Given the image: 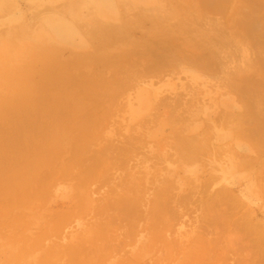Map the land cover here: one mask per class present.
Segmentation results:
<instances>
[{"label": "rangeland", "instance_id": "1", "mask_svg": "<svg viewBox=\"0 0 264 264\" xmlns=\"http://www.w3.org/2000/svg\"><path fill=\"white\" fill-rule=\"evenodd\" d=\"M82 1L83 0H13L12 6L6 11L5 15L3 16L0 14V33H2L1 30L4 31L7 27L5 23L10 22V24H16L24 21L26 32L30 35L34 34L35 41H40L35 43L34 40L29 38L30 40L23 45L21 56L17 55L16 61L12 60V65H14L13 73L0 74V168L11 163L12 159L15 158H17L15 159L17 161L21 159L20 161L26 162L27 164H25H29L28 166L35 165L38 158H36V156L31 158L30 153V155L27 154L29 155L27 157V155H25L27 153L26 150L37 144L35 142L38 140L37 138H43L47 127H50L51 131L54 130L57 133L65 132V135L61 134L64 136L62 141L63 146L72 148L79 146L83 148L82 152H84V157L88 159L85 166L78 164L74 167L71 166V169L67 167V170L63 174H60V169L65 165L67 166L75 156L73 150L70 152L66 151L64 154L63 150L60 157L45 159L44 164L39 167L41 173H44L35 174L33 179L29 180L31 183H26V179H22L19 176H7L0 171V192L4 190L5 186L16 181H19L21 184H19L15 193H21V191L28 193L34 192L30 201L25 200L14 208V210L23 207H32L34 209L32 212V219L35 224L30 231L36 233L39 231V229H35V226L39 225L38 223L41 222L38 220L37 216L43 217L44 215L47 216V214H50L48 217L50 219L52 216L51 213L53 212L57 213L68 208L75 210L76 207L72 199L80 196L82 187H88L90 189L92 186V191L89 190L91 193H94H92V195L94 197H101L105 194L103 192L104 190L109 193L114 190L113 188L120 180H128L117 178L121 171H119L116 177L115 174L118 171H113L112 169L109 171L110 177L108 176L107 179H100V177L93 172L94 169H91L92 171L90 170L92 161H94L95 152L106 142H111L113 140L118 143L120 141L117 139L127 137L129 134L133 133V130L137 129L140 131V133L137 132L140 134V138H143V141L146 143H151L153 148H160V150L165 151L171 150V141L165 140V136L170 132L171 127L170 123L164 120V113L161 112V114L158 115L155 113V109L152 108L149 111L145 109V107L148 100V102H151V99L155 100V96H151L154 89L161 94V97L168 96L172 98L170 95L178 91V88L182 90L178 92H181V94L186 97L187 95L184 94V89L186 88L187 90L188 87H192L194 90H188L194 91L195 93L197 90L196 96H198L197 100H199V104H196L197 106L193 104L192 106L195 105V108L198 107L199 109L197 108L198 110H196L192 107L191 112L194 116H187L186 122L187 128H189L187 130L189 131L185 130L182 131V133H187L189 135L192 133H199V137L201 133H203L202 135L204 136H202V138L205 142L202 146L203 151L206 150L205 153L207 155L201 153L202 155H200L202 157L200 156V158L187 161L185 158H177L176 160H172L168 157L162 158L163 160L165 159V161L156 159L155 161L158 167L160 165V170L158 171L161 173V176L164 175L166 171L169 174L168 170L174 172V179L161 180H166L171 183V192L179 193L182 187L186 189L191 187L192 190L195 186L200 189V193L205 197L218 189L225 188L228 194L234 196V198L238 200V202H236V209H238V207L240 208L241 205L243 206L242 210L246 208L251 209L253 216L257 219V227H264V177L261 174L257 176L254 172L252 173V171L258 167L257 164L256 167H253L254 169L252 168L253 170H250V166L242 169L241 167H233L230 159L234 157L233 159L238 161V159L250 156L252 153V150L248 148L249 141L246 139L245 135L242 133L241 135L235 134L237 127L233 123L235 120L238 121L237 117H241L243 121L246 118L254 120L241 122L238 126L243 127L247 125L253 127L254 125H258L255 122V118H264V110H262L264 109V100L260 99L263 93H260L262 92L260 90V92L256 91L257 94L253 93V96L258 99L257 102H260L259 104L255 102V104L252 102L255 101V98L253 96L250 98L251 93L249 91L243 90L241 93H237L233 90L229 91V87L227 88V86L222 83V77L226 78L229 72L233 73L237 68H240L241 82L244 81L245 86L247 84H252L254 86L258 81H262V84L258 86L262 87L264 83V0H232L231 4L227 6L225 10H213V8L207 5L199 4L196 8L192 9V12L188 11L196 0H191V2H189V0H100V3H98V0H91L87 3L88 9L86 5L82 6ZM73 5L78 6L77 14H80L77 17L79 20H77L78 24L83 23L86 24V26H88V24L92 25L94 24L92 18L100 22L109 21V24L112 23L115 25H122L124 22L130 23V21L132 23L128 26V29H122L125 31V33L122 34L123 36H121L123 38L120 37L115 41L110 38L112 40V42L109 43L111 46L108 44V47H106L107 49L101 47L97 40L89 41L88 35L86 36V34H84L87 30L84 29L86 27H84L83 24L79 26L76 22L75 25L79 34L76 33L66 38V40L61 38L47 40V34L42 30V28L47 25L44 19L51 14L61 15L66 13V15L64 14V18L67 21H71L72 16L69 9H71V6L74 7ZM184 7H188V11L183 10L181 12V8L184 9ZM86 12L87 15H85ZM179 12L183 13V15H180ZM188 13H199V15H201L200 17L198 14H196L198 17L195 14L194 17L196 16L195 18H197V20L204 19L201 20L202 23L199 24L198 31H204L205 33L208 30L211 33L219 31V34L217 33L215 37H221L220 39L222 41L211 40L217 42L216 45H220L217 47V50L218 48L221 50V52L218 50V52H220L219 59L213 63L214 66L217 65L218 67L216 68L217 70L213 69V71L220 70L217 72L219 75L216 76L217 73L214 74L215 71L211 72V70H209L211 73L206 70L205 72L204 70L198 69L197 72L196 69H193L194 67H187V65H185L187 67L185 69L189 70H186L188 74L177 71V68H174L171 73L168 69V72L164 73L162 77H156L154 73H146L144 71L145 67H143L145 58L141 55L143 53H151L154 55L160 50L156 45L153 47L148 45L146 42L147 34L150 35L151 30L153 31V29L157 27L154 31L159 33L158 36L160 38H165L167 40L171 37L170 30H174L178 35L180 32H185L181 27V21L185 19L183 17L189 15ZM94 14H96V16ZM202 14L204 15L202 16ZM75 18L76 17H72V19ZM190 19H185V21ZM223 21H234L238 26L236 25L237 27L235 26V30L232 29V32L228 30V28L226 29V26L228 27L229 25L227 23V25H224ZM203 23L204 25H202ZM220 24H222V26ZM90 25L87 28H89ZM212 25L214 27L219 25V27L215 29ZM223 25L224 29L222 28ZM186 26H189V24H186ZM81 27H84L82 28L83 30ZM152 27L154 28L152 29ZM243 27H246V31L248 28L250 29L247 33L240 32L239 29L245 31ZM221 28L222 30H220ZM191 30L190 32H196L193 28ZM237 30L240 32L238 34L241 36L237 34ZM222 32L224 35L227 34V36H220ZM242 35H246L243 38L244 40H241L243 45L240 43L243 48L232 39V41L228 43V36H230V38L234 36V38H240L243 37ZM222 38L225 40L228 38V40L225 42ZM45 40H47V43H45ZM224 42L225 44H223ZM37 44L38 47L36 46ZM42 44L43 46L40 47ZM46 44L50 52L47 55L49 60L43 58L44 56L41 54L40 58H43L42 62L47 61V63L39 67L38 65H40V63L38 61V64H35L36 61L34 60L35 56L33 53H41L42 48L45 47ZM223 50L226 52V56L231 55L226 58L225 55H223ZM226 50L229 51V55H227ZM118 51H122L123 54H118ZM55 54L60 56L57 58L58 62L51 56ZM109 54H111L112 57H110ZM79 55H82L80 60L83 63V66L79 68L80 70L78 66L81 65L73 62V59H75L73 57L77 59L78 57L80 58ZM55 63L59 65L56 66ZM23 64H32V66L37 65L40 70L41 68L43 69L41 71H45V73L48 72V75L45 73H43L44 75H40L41 73L38 72V74L35 73V75H33L32 73H34L35 70L32 73H25L24 67H20ZM222 64L225 66L228 64V66L224 67ZM126 66L127 69L134 70V74L131 75L128 73V77L124 81H117L120 69ZM226 68L228 69V74H225V76L222 74L227 72ZM231 68H234V71H232ZM57 69L59 70L57 71ZM81 69L83 70L81 71ZM62 70L65 72V75L67 74L64 79H60L61 76L59 75ZM77 71L79 73L81 71L82 73L79 74ZM200 71H204L208 74L210 73L211 75L213 73L215 77L208 74L207 77L202 72L200 75L198 74ZM196 73L199 76H196ZM191 74H193V77L196 76L198 78H192L189 76ZM209 76L211 79L214 78V80L210 79L211 81H208ZM166 77L167 79H164ZM216 79L221 81L219 82L217 80L219 82H217L218 84L222 83L220 85L226 86L227 89H224L223 86H221V88H223L221 89L219 87L220 85H215ZM211 82L214 83L209 85ZM180 83H183L186 87L184 86V89L181 88L182 84L180 85ZM217 86L218 89H215L217 90L215 93L214 88ZM205 89L211 93L207 92ZM49 92L51 94H49ZM58 93L62 94L60 98L58 97ZM260 94L262 95L260 96ZM49 96L52 97V100ZM188 98L187 96L186 99ZM49 101H51V103H49ZM196 113L197 116L195 115ZM190 117L192 118L189 119ZM148 122L150 124H146L145 126V123ZM32 135H34L33 138L30 137ZM107 139L109 140L107 141ZM9 140L10 142L12 141V143H8ZM159 140H162V143H160ZM144 142L141 141L142 147L139 148V150L142 148H145V150L147 149V147H144L147 146ZM157 142L160 144H157ZM8 144L11 145L9 146ZM212 148L216 150L213 156L210 152ZM143 151L144 150H140L138 154L142 155L146 153V151ZM23 152L25 153L24 155ZM37 152L40 153V150H37ZM170 159L172 161H170ZM114 160L116 163L120 162L118 157ZM24 162H19V165L22 167V163ZM133 164V160H130V168L133 167ZM140 168L142 169V167ZM166 168H168V170ZM118 170H121V168H118ZM122 170L124 171V169ZM123 171L121 172L122 177H124ZM46 172H48V174H45ZM143 178L142 176L139 181H145ZM147 181L151 183L146 185V188L149 190L151 189L150 186L153 185L152 183L158 182L154 181V179H148ZM103 182H105V185H103ZM36 203H38L39 206H36ZM191 208H194L196 212L192 209V211L187 210L188 213L183 216L186 217L190 213L188 215L189 217H186L187 221L185 218V220L180 218L182 216L180 215V220H178V218L177 220L175 219V223H172V229L170 227V230H173L172 233L178 230L177 233L180 234L176 233V235H174L175 238L179 242L187 245H189L190 240L195 236L193 235V227L191 225H194L192 221L197 213H199V207ZM194 213L196 214L195 216ZM190 215L193 216V219H191L192 221L188 220L192 218ZM79 225L78 220L66 222L56 233L55 237L53 235L44 236L39 239L40 242L35 244V246L30 247L28 250L24 249L23 251H21L20 245L14 243L10 237L0 234V264H46L47 260H50L53 256L50 255L48 258L46 256L44 257L45 247L52 251H54L53 248L60 251L57 252L56 257H54L55 260H57L56 264H67L69 258L65 253L67 249L71 248L69 245L79 244V237L84 236L83 228H85V225H82L83 228ZM189 226L192 227V230ZM180 227L182 230H179ZM211 235L212 234H208V237H211ZM143 241H145L144 237L138 232H135L125 239L123 247L113 249L112 252L109 251L110 254L100 260V262L98 261V263L118 264V261H120L125 253L134 252L135 254L138 252L135 250ZM147 244L149 245V241L144 243L145 249H148ZM251 246H253V250L257 248L255 243H251ZM158 248L155 254H161L163 252L161 245H159ZM64 249L65 253L61 252ZM149 249L152 251V248ZM181 251L180 249L176 252V258L170 257L169 259H164L161 263L180 264L184 259ZM251 254H253V251H251ZM125 255L123 257H125ZM196 256L197 254H195V257ZM207 259L211 260L212 257L209 253L204 252L203 257L200 258L196 264H200L201 262L203 264V262H205L204 260ZM215 261L217 260L215 259ZM221 262H223L222 258L216 263L225 264V262ZM204 264H206V262Z\"/></svg>", "mask_w": 264, "mask_h": 264}, {"label": "bare ground", "instance_id": "2", "mask_svg": "<svg viewBox=\"0 0 264 264\" xmlns=\"http://www.w3.org/2000/svg\"><path fill=\"white\" fill-rule=\"evenodd\" d=\"M90 1L91 0H83L82 6L86 5L88 9L87 3H89ZM12 2L13 0H0V14L4 16L6 11L12 6ZM189 2H191V0H189ZM231 2L232 0H196L192 6L189 4L191 6V10L189 9L188 11V7H184V9H182V7L180 11L182 12L183 10H187L188 12H192V9L196 8L199 4L207 5L213 8V10H225L226 7L231 4ZM98 3H100V0H98ZM77 8L78 6L75 5L74 7L71 6V9H69L71 16L76 17L75 19H72L71 17V21H67L64 18V14L66 15V13H63L61 15L51 14L44 19V22L47 25L43 27L42 30L45 34H47V40H51L53 38H61L66 40V38L76 33L79 34V32H77L75 22L79 26H81V24L83 23L78 24L77 22V17L80 15L77 14ZM181 12H179V14L183 15V13ZM188 14L189 15L186 14L187 16L185 15L186 17H182L185 19H190L192 17L193 19L191 18L192 20L190 19L186 21L184 19L181 21V27L183 30H185V32H180L181 35L176 34L174 30H170L171 37L166 40L165 38H160L158 36L159 33L154 31L155 29H157V27L155 29H153L154 27H152L153 31L151 30V33L149 32L150 35L147 34L146 42L148 43V45L150 47L156 45L160 48V50L154 55H152L151 53H143L141 55L145 58L143 67H145L144 71L146 73H154L156 77H162L164 76V73L168 72V69L171 73L174 68H177V71L183 73L185 72V74H188L187 71L189 70L185 68L189 66L194 67L193 69L196 70H211V72L213 71V69L218 68L217 65L214 66L213 63L219 59V53L221 52V50H219L218 48V50L220 51L218 52L217 47H219L220 45H216L217 42H213L211 40H220V42L222 41L220 39L221 37H215L219 31H215V33H211L209 32V30L206 31V33L204 31H198V26L202 23L201 20L204 19L197 20V18H195L197 16L196 14H198L199 17L201 16L199 15V13H194L196 15L195 17L193 13ZM85 15H87V12L85 13ZM94 15L96 16V14ZM203 15L204 14H202V16ZM92 20L94 21V24H88V26L90 25L89 28H87L88 26H86V24H83L86 28L81 27V29H87L86 33L84 32V34H86V36L88 35V40L99 41V45L103 48L108 47V44L112 42L110 38L115 41L123 36L122 34L125 33V31L123 30L128 29V26L132 23L130 21V23L124 22V24L122 25H115L112 23L109 24V21L100 22L99 20L95 21L94 18H92ZM224 22L225 21H223L224 25H229L228 27L226 26V29L228 28V30L232 32L233 30H235L234 27L237 25V23H235L234 21ZM204 23L202 25H204ZM186 24H189V26H186ZM5 25H7L6 29L4 31L1 30L2 33H0V74H11L13 73L14 68V65H12V60L16 61V56H21L22 54L24 43L28 42L30 39L35 41V37L34 34L30 35L28 32H26L27 30L24 21H22V23L19 22L16 24H10L9 22L5 23ZM220 25L222 26V24ZM224 25L222 27L223 29ZM217 27H219V25H217ZM217 27L213 26V28L215 29ZM192 28L196 32H190ZM222 28L220 30H222ZM245 29L246 27L244 28V30ZM249 29L250 28H248L247 31ZM239 30L240 32L247 33L246 30ZM240 32L237 30V34ZM223 35L224 33L222 32V35L220 34V36ZM226 36L227 34L224 35V37ZM242 36L243 37L240 38H234L235 36L230 38V36H228V43L233 40L242 47L243 43L241 42V40L246 35ZM47 40H45V43H47ZM227 40L224 39L223 41L226 42ZM38 42L40 41H35V43ZM225 42L223 44H225ZM240 43L242 45H240ZM109 45L111 46V44ZM36 46L38 47V44ZM42 46L43 44L40 47ZM223 52L222 54L225 55L226 58L231 55L230 53V55L228 54L229 51H227V55L229 56H226V52L224 50ZM49 53L50 52L47 44L42 48L41 53H33V55L35 56L34 60L36 61H34L35 64L39 61L40 65L38 66L41 67L44 63H47V61L42 62V60L43 58L49 60L47 58V55ZM41 54L42 56H44L42 59L40 58ZM118 54L123 53L122 51H118ZM109 55L110 57H112L111 54ZM51 56H53L55 58V61L58 62L57 58L59 55L55 54ZM81 56L77 59L76 57H73L75 58L73 59V62L81 65L78 66V69L83 66V63L80 60ZM57 65L59 64L57 63L56 66ZM185 65H187V67ZM38 66H32V64H23L20 67H24L25 73H32L35 70L34 73H32L33 75H35V73L37 72L41 73L40 75H44L43 73H45V71H41L43 69L41 68L40 70ZM222 66L226 67L228 66V64H226V66L222 64ZM222 68L220 69L223 70ZM233 69L232 71H234ZM58 70L59 69H57V71ZM82 70L83 69H81V71ZM226 70L227 72H223L224 74L222 75L228 74V69L226 68ZM81 71L80 73H82ZM133 71L134 70H130L129 68L127 69V66L122 67L119 71L117 81H124L128 77V73L131 75L134 74ZM204 71H200V73L198 74L201 75L202 72L207 76L208 73H205L206 71ZM218 71H215L214 74H216ZM234 72H229L227 76L225 75L226 78L222 77V83H224L227 88L229 87V91L233 90L237 93H241L243 92V90H246L251 93V98L253 96V93L257 94L256 91L260 90L262 92H259L263 93V96L260 99L264 100V83L262 87H258L262 84V81H258L254 86L252 84H247L245 86V82H241L240 68H237V70H235ZM210 73L208 75H213L212 77H215L213 73L212 75ZM45 74L48 75V72ZM198 74L196 73L195 75L199 76ZM59 75L61 76L60 79H64L67 76V74L65 75V72H63V70ZM218 75L219 74L217 73L216 76ZM189 76L195 79L198 78L196 76L193 77V74ZM210 76L208 81L214 80V78L211 79ZM164 79H167V77ZM217 80L219 81V79H216V83L218 82ZM212 83L214 82H211L209 85H211ZM216 83L215 85L218 86L222 84ZM180 85L183 89L184 86L186 87V85H183V83H180ZM218 86L215 87L214 90L216 88L218 89ZM221 86L224 87V85H220L219 87L221 88ZM226 86L224 87V89H227ZM188 89H192V87H188ZM188 89H184V94L189 97L188 99H186L187 96L184 97L181 92H178L180 90L179 88L178 91L173 92V95H170L172 96V98L166 96L169 99L166 97H161V94H159L154 89V92L151 93V96H155V100L151 99V102H148V100L145 107V109H148L149 111L152 108L155 109V113L158 115H160L161 112L164 113V120L167 123H170L171 127L170 132L167 134V136H165V140L171 141V150L165 151L160 150V148H153L151 143H146L143 141V138H140V131L137 129L133 130V133L129 134L127 137H122L119 139L116 138L120 141L118 143L114 142L113 140L110 142L108 141L109 139H107L108 142L100 146V148H98V150L95 152L94 161H92L90 170L94 169L93 172L98 175L100 179H107L108 176L110 177L109 171H111L112 169L113 171H118L117 173L115 172V176L119 173V171L122 172V169H124V177H122L121 172L119 177H116L118 179L128 180H120L119 183L113 188L114 190L109 193L104 190L103 192L105 194H103L101 197H94L92 195V186L90 189L88 187H82L80 196L72 199L74 200V205L76 207L75 210L68 208L57 213L53 212L51 213L52 216L50 219L48 218L50 214H47V216L44 215L43 217L37 216L38 220L41 221L40 223H38L39 225L35 226V229H39L37 233L30 231L32 230V226L35 224L32 219V212L34 211V209L32 207H23L18 210H14L16 206L23 203L25 200L30 201V198L32 197L34 192L28 193L21 191V193H15L19 184L21 183L19 181L13 182L12 184L5 186L4 190L0 192V234L6 237H10L14 243L20 245L21 251H23L24 249L28 250L30 249V247L35 246V244L40 242L39 239L44 236L53 235L55 237L56 233L60 230V228L63 227V225L66 224V222L78 220V223L80 224L79 226L85 225V228H83L82 226L84 236L79 237V244L69 245V247L71 248L67 249L66 253L64 252L65 249L61 251L68 255L69 259L67 260V264H99L98 261L100 262V260L109 255L113 249L123 247L125 244V239L135 232H138L142 237H144L145 241H143V243L135 250L138 252H136L135 254L134 252L125 253V257H123V255L120 261H118V264H163L161 262L164 259H169L170 257L176 258V252L180 249L182 250V257L184 258L180 264H196L199 259L203 257L204 252L209 253L212 257L211 260H204L206 264H217L216 262H218V260L221 258L223 261L221 263L225 262V264H264V227H257V219L253 216L251 209L246 208L242 210V205L240 208L238 207V209H236V202H238V200H236L234 196L228 194V191L225 188L218 189L205 197L202 195V193H200V189L195 186V188L193 187L192 190L191 187L189 189L182 187L181 192L179 193L171 192V183L166 180H161L174 179V172L166 168L169 171V174L166 171L164 172V175L161 176V173L158 171L160 170V165L158 167V164L155 161L156 159L163 160L162 158L165 157L171 158L172 160H176L177 158H185V160L187 161L200 158V156L206 152V150L203 151L202 146L205 142L202 138V136H204L202 135L203 133H201L200 137L199 133H192L190 135L187 133H182V131L189 129L187 128L188 126L186 122L187 116H194L191 112L192 107L195 108L197 106L196 104H199V100H197L198 96H196L197 90L195 93L194 91ZM216 91L217 90H215V93ZM50 92L49 94H51ZM58 94V97L60 98L62 94ZM261 95L262 94H260V96ZM253 97L255 98V96ZM51 98L52 97H50V99ZM257 100L258 99L255 98V101L252 102L255 103L257 102ZM49 103H51V101H49ZM193 104H195L196 106H192ZM197 108L195 109L198 110L199 108ZM195 115L197 116V113ZM191 118L192 117H190L189 119ZM237 119L238 121L235 120L233 123L237 127L235 130V134L241 135L242 133L243 135H245L246 139H248L249 141L248 148L252 150V153L250 154V156L238 159V161H236V159H233L234 157H231V164L233 167H241L242 169L250 166V170H253V167H256L258 165V167H256L252 171V173L254 172L257 176L261 174L264 177V118H255V122L258 125H254L253 127L247 125L241 127L238 125H240L241 122H249L254 119L246 118L247 120L244 119V121L243 119H241V117H237ZM146 124L149 125L150 123H145V126ZM64 133L65 132L57 133L54 130L51 131V128L47 127L46 133H44L45 135L43 136L44 139L37 138L38 140L35 141L37 144H35L30 149H27L26 154L24 153L26 151L23 152V155H27L30 153L31 158H33L34 156L38 158L35 165L28 166L29 164L26 165V162L20 161L21 159H18L19 161H17L15 160L17 158H15L12 159L11 163L0 168V171L7 176H19L22 179H26V183H31L29 180L33 179V176L35 174L41 173L39 167L44 164L45 159L51 157H60L63 150V154L66 151L70 152L71 150H73V152H75V156L74 158H72V161L67 164V166L65 165L64 167H62V169H60V174H63L67 170V167L71 169V166L74 167L78 164H80L81 166H85V163L88 161V159L87 157H84V152H82L83 148L79 146H75L74 148L64 147L62 144L64 138V136L62 135H65ZM33 136L34 135L30 137L33 138ZM141 141L144 142L145 145H147H143L144 147H147L146 150L145 148L140 149L141 151L144 150L143 152L146 151V153L142 155L138 154L140 153L139 148L142 147ZM159 141L160 143H162V140ZM8 143H12V141L10 142L9 140ZM158 143L159 142H157V144ZM8 145L10 146L11 144ZM37 150H40V153L37 152ZM210 152L213 156L216 150L212 148L210 149ZM29 155H27V157ZM117 157L120 160L119 163H116V161L114 160ZM171 159L170 161H172ZM130 160H133L134 162L132 168H130L129 166ZM163 161H165V159ZM19 162H24L22 163V167L21 165H19ZM140 167H142V169ZM118 168H121V170H118ZM143 168L145 172L143 171ZM142 171L144 172V174ZM45 174H48V172H46ZM142 176L144 177L143 179H145V181H139ZM148 179H154V181H158L156 183H152L153 185L150 186V190L146 188V185L151 184L149 183V181H147ZM103 185H105V182H103ZM36 204V206H39L38 203ZM191 207H199V213H197V215L194 213V216H196L194 217L193 221L191 220L193 219L192 215H190L192 218L188 219L194 222V225L191 226L193 227V235L195 236L192 238V240H190L189 245H187L179 242L175 238L174 235H176L178 230L175 233L173 232V234V230L171 231L170 227L172 229L173 224L175 223L177 218L178 220H180V215H182L180 218H185L187 221V218L189 217L188 215L190 213L186 216L187 218L183 216L188 213L187 210H195ZM192 227H190L191 230ZM180 229L181 227L179 228V230ZM208 234H212L211 237H208ZM147 241H149V245L147 244L148 249H145L144 243ZM91 243H93L95 246ZM251 243H255L257 245V248H255V250L252 249L253 246H251ZM159 245H161L163 252L161 254H155L158 251L157 249H159ZM149 248H152V251H150ZM44 249V257L46 256L48 258L50 255L53 256V258L47 260L46 264H56L57 260H55L54 257H56L57 252L60 251L54 248V251H52L47 247H45ZM251 251H253V254H251ZM195 254H197L196 257ZM215 259L217 261H215ZM205 262H203V264ZM200 264H202V262Z\"/></svg>", "mask_w": 264, "mask_h": 264}]
</instances>
